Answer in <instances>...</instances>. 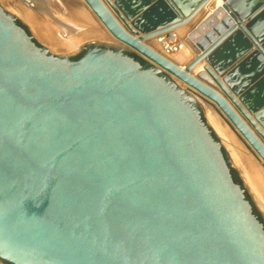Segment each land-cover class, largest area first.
Segmentation results:
<instances>
[{
	"label": "water",
	"instance_id": "obj_1",
	"mask_svg": "<svg viewBox=\"0 0 264 264\" xmlns=\"http://www.w3.org/2000/svg\"><path fill=\"white\" fill-rule=\"evenodd\" d=\"M84 1L141 54L100 41L53 53L0 3V260L264 264L263 212L237 169L241 183L233 177L198 95L169 74L216 102L263 160L264 144L215 89L133 36L102 0ZM120 1L129 29L125 16L139 30L174 16L164 0L150 14L140 11L147 0ZM172 1L178 12L196 0ZM256 6L264 0L242 16ZM248 24L258 31L264 12ZM230 54L224 75L239 59ZM261 91L244 104L261 105Z\"/></svg>",
	"mask_w": 264,
	"mask_h": 264
},
{
	"label": "bare ground",
	"instance_id": "obj_2",
	"mask_svg": "<svg viewBox=\"0 0 264 264\" xmlns=\"http://www.w3.org/2000/svg\"><path fill=\"white\" fill-rule=\"evenodd\" d=\"M1 1L5 3L4 0ZM38 1H40L45 8L42 7V10H40V8L35 9L31 6H25L19 1V3H17V7L20 13L19 18L21 17L22 20L29 25L33 34L37 36V38L41 42H43L50 50L56 53L68 54L74 51L77 46L80 48L82 44L87 41H100L108 44H116V41H118L130 48V50L137 51L128 44L115 38L84 0ZM102 1L109 9L111 8L109 7V2L111 5H116L115 7H117V9L124 6L123 4H121L120 0ZM153 2L154 0H147V2L145 1V4L141 6L140 11L145 9V13L150 14V9L154 8V5L157 3ZM164 2H166L168 5L167 6L166 4H164L166 7L172 9L174 16H172L171 18H165L164 20H162V23L159 22L156 25L153 24L147 30H139L137 27H134L135 25L138 26L139 24L132 17L130 19L135 25L129 23V21L125 19V22L130 25V29H133V31L135 32L133 33L117 15L116 18L127 31L131 32L133 36L140 39L141 42H143L159 54L163 55L164 57L168 58L170 61L181 67V69L188 70L189 73H191L193 76L196 75L195 77L215 89L231 105L234 111L248 125L251 131L257 137L258 135L260 136L261 139L259 137L258 138L264 144V135L259 133L257 128L253 124H251L248 117H246L243 113L244 111H246L250 115V117L257 123V125L264 131V102L262 101L263 103L258 106H246L244 104L247 95L251 94L256 89L260 91L262 90L261 93L264 98V25H259L258 31H255V29H253L254 27L252 26L253 24H246V28H248V31L249 28H251L252 32L250 36L248 35V38L235 44L236 55H234L233 53L229 55L230 58H233L235 56L240 60L236 58L237 64L235 65V68L224 75L225 72L223 71L224 69H222V65L224 66L227 61H222L220 63V67L218 66L219 68L217 67V69L211 67V62L218 57V54L222 49V45L224 46L225 43H227V39L230 36L229 34L234 31L232 28L225 29L231 25L233 20L232 18H230L231 15L229 14V12L226 11V7L230 3V0H209L208 3L205 2V10L201 12V14L197 19H195L193 24L189 25L190 28L185 33V36H183L185 45H181L176 41L175 43H173L164 36V33L169 30L174 31L175 34L173 33L172 35H177L179 27L182 26L180 25V22L183 16L182 14H178L180 10L177 12V8L175 6L176 3L174 4L172 0H164ZM200 8L199 6H196V8L193 10V13L191 14V17L189 16V20L199 14ZM163 9L165 10V8ZM168 10V8L165 10L166 15L170 14ZM42 11H45L47 16H45ZM114 12L112 13L115 15ZM212 17H215V19H212ZM178 20H180V22ZM189 20H187L186 22H189ZM186 26L188 27V24ZM243 29H245V27H243L240 23H235V34L242 32ZM228 31L230 32L227 33ZM188 40L189 44L187 43ZM196 47L197 51H199L200 49L202 50L193 60L189 62L190 58L193 57V52H196ZM247 54L248 56H246ZM145 59L149 62H154L147 57H145ZM194 60L195 62H193ZM157 66L159 68H162L159 65ZM169 75L181 87L189 88L191 91L198 95L197 97L202 101L204 116H206L207 123L210 126L212 125V128L214 127L216 132H218V134L223 139L225 145L230 146L229 144H232L234 147H230L235 151V144H239L236 142L235 137L232 135L230 130L226 127V125H224L223 120H221L214 113L211 107L217 106L218 109L216 110L221 118L224 119L229 124V126H231L232 129L240 135L241 139L245 142V145L253 153L252 156L256 159L255 160L251 158V156L238 151V153L240 154L241 167L244 171L243 174L246 177V181H250L251 183V191L253 192L255 199H260L258 196L259 194L264 202L263 158L255 151L249 141H247L242 133L235 127V125L220 109L216 102L201 94L199 91L193 89L172 74ZM218 81H221L226 90L232 93L234 97L233 99H231L227 95L226 91L218 85ZM242 82H246L247 84L242 85ZM233 100H235V102ZM235 107L238 109L240 114L235 110ZM260 167H262L263 170ZM257 202L260 204L262 210L264 211V204L262 205L258 200Z\"/></svg>",
	"mask_w": 264,
	"mask_h": 264
},
{
	"label": "rangeland",
	"instance_id": "obj_3",
	"mask_svg": "<svg viewBox=\"0 0 264 264\" xmlns=\"http://www.w3.org/2000/svg\"><path fill=\"white\" fill-rule=\"evenodd\" d=\"M156 1V0H155ZM197 1V0H196ZM196 1H194V2H192V5H190L189 6V3L187 2V3H185V4H188V5H186L185 7H188L187 9L184 7L183 9H178V14H182L183 16H182V19H181V22H180V20H178L181 24L180 25H182L181 27H179V30H178V32H177V35L175 36V35H172L173 33H174V31H172V30H169V31H166L165 33H164V36H165V38H167V39H169L171 42H173V43H175V41L176 42H179V44H181V45H185V42L183 41V36H185V33L187 32V30L190 28V26L189 25H191V24H193V22L195 21V19H197L198 18V16L201 14V12H203V10H205L204 9V6H205V2L206 3H208L209 2V0H198L197 2ZM227 1H229V0H227ZM231 1V0H230ZM108 4V3H107ZM240 5V6H239ZM5 6V5H4ZM116 6V5H115ZM196 6H199V10H200V12H199V14L197 15V16H195V17H193V18H191V20H189V18L191 17V14L193 13V10L196 8ZM6 8H7V6H5ZM109 7H111L110 8V10L112 11V12H114L115 13V15H122L123 13H122V11H120V10H116V8L117 7H112V6H110L109 5ZM242 7H245L244 9H247L248 7H250V0H243V2L242 3H239V4H235V2H232V4L230 5V4H228L227 5V7H226V11H228L229 12V14L231 15V17L230 18H232L233 20H232V23H231V25L229 26V27H227V28H225V29H230V28H232L234 31H232L231 32V34H229L230 36H229V38L228 39H230V42L227 44V47H225V49H223L222 51L220 50V53H219V55H218V57L216 58V59H221L222 61L224 60V55L225 54H229V52H231V53H235V44L237 43V42H239V41H243L244 39H246V38H248V33L246 32V29H243L242 30V32H239V34H238V36H235V23L237 22V23H240L243 27H245L246 28V24H248V22L250 21V20H252L253 18H259L260 16H261V14L264 12V7L263 8H261V9H259L257 6H256V8H258L259 10H257V11H255V10H253V11H251V13H249L246 17H244V16H242V10H241V8ZM177 8H179V7H177ZM203 8V9H202ZM120 9V8H119ZM44 14H45V16H47V14L45 13V11H42ZM124 15V14H123ZM190 16V17H189ZM133 18H135V17H133ZM188 18V19H187ZM215 19V17H212V19ZM125 19H127L128 21H129V23H131V24H133L134 25V23L131 21V19L130 18H128V17H126L125 16ZM187 20H189V22H186ZM188 24V27L186 26ZM96 26V25H95ZM27 27H29L28 25H27ZM134 27H136V26H134ZM30 30H31V28H29ZM31 32H32V30H31ZM226 32V31H225ZM224 32V33H225ZM230 31H228L227 33H229ZM32 34H33V32H32ZM175 34V33H174ZM34 35V34H33ZM34 37L35 38H37V36H35L34 35ZM198 37H200V36H198ZM227 39V40H228ZM37 40L40 42V43H42L43 45H45L43 42H41L38 38H37ZM87 42H90V41H87ZM87 42H84L83 44H82V46L83 45H85V43H87ZM98 42V41H97ZM247 42H249V41H247ZM188 44H189V40H188V42H187ZM192 43H193V41H192ZM100 44H108V43H104V42H100ZM116 44H118V45H120V46H123V47H126V48H128L127 46H125V45H123V44H121L120 42H118V41H116ZM109 45H115V44H112V43H110ZM198 45V44H197ZM197 45H195V46H197ZM46 46V45H45ZM47 47V46H46ZM48 48V47H47ZM49 49V48H48ZM128 49H130V48H128ZM50 50V49H49ZM202 49H200L199 51H197V47H196V49H195V51L196 52H193L194 54H193V57H191L190 58V60H189V62L191 61V60H193L199 53H200V51H201ZM51 52H53V53H56V52H54V51H52V50H50ZM80 51H83V50H81V48H79L78 46H77V48L74 50V51H72L71 53H68L67 55L69 56V57H72V56H74L75 54H77L78 52H80ZM133 51V50H132ZM246 56H248V54L246 55ZM234 60V59H233ZM201 62V61H200ZM211 67L212 68H215L214 66H212V64H211ZM216 72V71H215ZM194 76H196V75H194ZM204 103V102H203ZM216 107V108H215ZM215 107H211L212 108V110L214 111V113L221 119V120H223V122H224V125H226V127L230 130V132L232 133V135L235 137V140H236V142L239 144V145H237V144H235V151L232 149L234 146L232 145V144H229L230 146H227V145H225V143H224V141H223V139L221 138V136L218 134V132H216V130L214 129V127H213V130H214V132L217 134V136L220 138V140L222 141V143H223V145H224V149H225V153H226V158H231V160H228L229 161V164H231V167L233 168V169H237V171L241 174V176H242V178H243V180H244V183L246 184V186H248V188H249V191H250V194H251V196H252V198L255 200V202H256V204H257V206H258V208L263 212V215H264V211L262 210V208H261V206H260V204L257 202V200L263 205L264 204V202H263V199H262V197L258 194V196H259V198L260 199H255V197H254V195H253V192L251 191L252 190V186H251V183H250V181L249 182H247L246 181V177H245V175L243 174V169H242V167H241V161H240V154L238 153V151H240L241 153L243 152L244 154H247L248 156H251V158H253V159H255L252 155H253V153L251 152V150L245 145V142L241 139V137H240V135L236 132V131H234L233 129H232V127L231 126H229V124L224 120V119H222L221 118V116L219 115V113L217 112V110L216 109H218V107L217 106H215ZM235 110L239 113V111H238V109L235 107ZM240 114V113H239ZM242 116V115H241ZM205 119H206V116H205ZM212 126V125H211ZM254 131V130H253ZM258 137L260 138V136L258 135ZM261 139V138H260ZM231 156H233V157H231ZM235 156V157H234ZM234 158H235V162H234ZM256 160V159H255ZM233 161V162H232ZM258 161V160H257ZM256 161V162H257ZM260 168H262V167H260ZM262 170H263V168H262ZM264 172V171H263ZM0 264H6L5 262H3V261H1L0 260Z\"/></svg>",
	"mask_w": 264,
	"mask_h": 264
},
{
	"label": "flooded vegetation",
	"instance_id": "obj_4",
	"mask_svg": "<svg viewBox=\"0 0 264 264\" xmlns=\"http://www.w3.org/2000/svg\"><path fill=\"white\" fill-rule=\"evenodd\" d=\"M5 1V3L3 2V1H1L0 0V3L2 4L3 3V7L6 9V10H11V11H9V12H12V14H16V16H17V21L18 22H24L25 23V21H23L22 20V18L20 17L19 18V16H20V13H19V10H18V7H17V3H19V1L23 4V5H25V6H31V7H33V8H35V9H37V8H40V10H42L41 8L42 7H44V5L40 2V1H38V0H4ZM7 6V8L5 7V6ZM11 6V7H10ZM45 8V7H44ZM26 25H28L27 23H25ZM29 26V25H28ZM30 28V27H29ZM81 48V47H80ZM213 133H215L214 131H213ZM223 153H224V155L226 156V153H225V149L223 148ZM232 173H233V177L235 178V180H237L238 182H240L241 183V180L239 179V177H238V175H237V173H236V171L232 168ZM255 212L257 213V214H259L260 215V213H259V211L258 210H256L255 209Z\"/></svg>",
	"mask_w": 264,
	"mask_h": 264
}]
</instances>
